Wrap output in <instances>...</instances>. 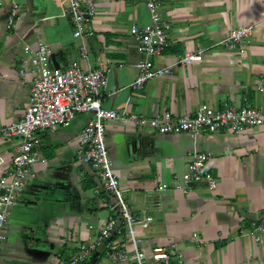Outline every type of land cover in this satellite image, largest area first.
Instances as JSON below:
<instances>
[{
    "label": "crops",
    "instance_id": "0c3cea01",
    "mask_svg": "<svg viewBox=\"0 0 264 264\" xmlns=\"http://www.w3.org/2000/svg\"><path fill=\"white\" fill-rule=\"evenodd\" d=\"M0 18V125L20 122L30 106L32 78L20 76L27 58L40 43L50 47L51 69L74 63L103 68L108 87L102 106L120 114L156 118L164 113L192 115L201 106L264 110V0H157L158 11L170 25L169 47L155 59L156 68L175 63L186 53L205 51L203 61L177 67L173 76L157 78L143 90L132 89L142 59L133 26L152 23L148 0H98L89 40V61L81 59L80 43L66 13L67 0H2ZM22 12L11 30L13 4ZM255 29L241 57L239 50L217 46L233 29ZM92 120L80 114L70 127L41 135L42 144L29 182L10 211L7 241L0 264H69L80 245L93 241L113 214L115 201L103 189L92 167L81 160V136ZM106 142L113 170L136 217L149 211L154 223L140 231L142 250L152 261L154 249L176 245L182 263L264 264V234L254 233L264 215V129L231 132L160 135L139 129L131 121H106ZM21 141L0 137L4 165L17 154ZM209 153L206 164L218 185L211 191L201 183L184 193L183 181L191 156ZM1 177V172H0ZM167 186L162 195L159 186ZM198 235L204 244L193 239ZM121 247L132 252L128 242ZM98 260L109 264L105 249ZM162 264V263H160Z\"/></svg>",
    "mask_w": 264,
    "mask_h": 264
},
{
    "label": "built area",
    "instance_id": "2783aa9c",
    "mask_svg": "<svg viewBox=\"0 0 264 264\" xmlns=\"http://www.w3.org/2000/svg\"><path fill=\"white\" fill-rule=\"evenodd\" d=\"M97 1L67 0L66 13L74 29V38L80 43L81 59L85 62L89 61V40L97 33L93 26L97 16ZM147 7L152 23L145 27L133 26L131 30V35L137 41V49L142 55V59L135 65L139 71V76L132 85L135 91L143 90L157 78L173 76L177 67L184 68L202 62L205 53L204 50L198 49L186 53L165 68H156L155 59L162 56L169 47L170 25L159 13L157 0H148ZM3 11L4 5L0 0V18ZM21 12L22 7L14 3L8 14V30L15 27ZM255 27L248 24L233 29L217 46L239 50L241 57H244L247 52L245 46ZM49 51V45L43 42L38 45L36 51L29 46L25 47L28 57L22 60L20 76L32 78L30 106L20 122L0 125V137L21 141L17 154L9 164L4 165L0 157V254L7 241L5 228L10 211L18 205V199L34 179L32 168L42 144L41 135L58 128L70 127L78 115L90 113L92 120L84 129L80 140L84 149L81 160L92 167L102 181L104 191L115 202L109 206L113 214L99 235L93 241L80 245L77 255L69 264H106L98 260L100 249H105L109 264H171L172 260L182 263L183 255L179 253L176 245L169 250L154 249L151 262L142 250L143 240L139 232L148 230L154 223V218L147 210L143 211L141 217L133 214L109 157L105 122L131 121L139 129L151 130L160 135L185 133L193 138L218 132L239 135L248 129H264V110L229 105L224 109L201 106L194 114L179 117L169 112L156 118L120 114L102 106V94L108 87L105 69H87L79 63H74L66 69H51ZM258 91L264 95V84L259 86ZM209 158V153L192 154L182 183L176 184L174 188L188 193L195 186L206 183L211 191H215L218 183L206 167ZM157 190L162 195L168 188L161 185ZM262 234L264 215L254 233L258 242ZM193 239L199 246L204 244L198 235H194ZM126 242L132 245V252L121 247Z\"/></svg>",
    "mask_w": 264,
    "mask_h": 264
}]
</instances>
